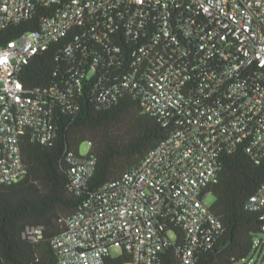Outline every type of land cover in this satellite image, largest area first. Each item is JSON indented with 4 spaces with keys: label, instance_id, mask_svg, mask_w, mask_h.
Returning a JSON list of instances; mask_svg holds the SVG:
<instances>
[{
    "label": "built area",
    "instance_id": "2783aa9c",
    "mask_svg": "<svg viewBox=\"0 0 264 264\" xmlns=\"http://www.w3.org/2000/svg\"><path fill=\"white\" fill-rule=\"evenodd\" d=\"M37 6L52 9L38 29L0 48V185L26 174L21 136L27 129L42 143L53 135L50 107L25 95L22 68L84 21L114 28L127 11L126 34L136 35L147 16L158 12V34L138 50L136 69L122 87L172 131L118 183L104 185L94 200L62 216L52 245L58 264H122L124 257L125 264H159L165 250L179 264H196V255L222 232L206 200L213 197L206 188L216 179L220 154H264V0H0V29L29 22ZM173 7L204 23L194 26V34L186 22L173 29L166 16ZM114 94L104 88L98 98ZM81 156L68 155L75 190L95 166L93 158ZM248 208L261 213L264 232V184ZM43 235L39 225L23 231L32 243ZM261 245L254 241V248Z\"/></svg>",
    "mask_w": 264,
    "mask_h": 264
},
{
    "label": "trees",
    "instance_id": "16d2710c",
    "mask_svg": "<svg viewBox=\"0 0 264 264\" xmlns=\"http://www.w3.org/2000/svg\"><path fill=\"white\" fill-rule=\"evenodd\" d=\"M51 10L37 6L29 22L1 28L0 48L37 30ZM157 13L147 16L136 35L126 34L131 17L127 11H121L114 28L98 19L84 21L22 68L19 77L25 95L50 107L53 135L42 143L35 130L27 129L21 136L26 174L14 184L0 185V264H58L52 240L60 231L59 219L94 200L104 185L118 183L172 131L164 121L147 115L140 100L122 87L136 69L138 50L158 34ZM192 15L184 7L166 11L173 29L186 22L194 34L199 21H204ZM140 67L138 76L143 73ZM104 88H114V98L100 100L98 93ZM83 142L89 144L84 158H93L95 166L91 178L75 190L68 155L82 157ZM218 165L206 193L213 196L210 211L222 224V232L196 255V264H240L251 255L255 238L264 234L261 213L248 208L249 198L264 184V154L253 159L240 150L223 152ZM37 225L44 227L43 239L32 243L23 231ZM128 260L124 257L121 263ZM159 264L179 262L165 250Z\"/></svg>",
    "mask_w": 264,
    "mask_h": 264
},
{
    "label": "rangeland",
    "instance_id": "374dc122",
    "mask_svg": "<svg viewBox=\"0 0 264 264\" xmlns=\"http://www.w3.org/2000/svg\"><path fill=\"white\" fill-rule=\"evenodd\" d=\"M88 150L89 144L87 142L80 144L79 153L81 155H85ZM206 200L208 203H212L213 197H208ZM255 241H262V245L259 248H254L251 255L240 264H264V234L258 235Z\"/></svg>",
    "mask_w": 264,
    "mask_h": 264
}]
</instances>
